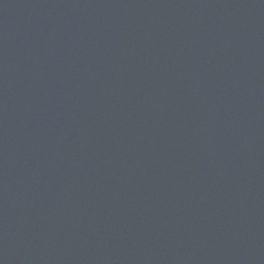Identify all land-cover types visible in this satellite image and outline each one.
I'll return each instance as SVG.
<instances>
[{"label":"water","instance_id":"1","mask_svg":"<svg viewBox=\"0 0 264 264\" xmlns=\"http://www.w3.org/2000/svg\"><path fill=\"white\" fill-rule=\"evenodd\" d=\"M0 264H264V0H0Z\"/></svg>","mask_w":264,"mask_h":264}]
</instances>
